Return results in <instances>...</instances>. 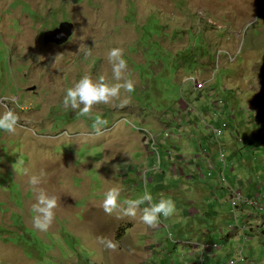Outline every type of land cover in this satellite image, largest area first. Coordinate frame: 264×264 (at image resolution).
<instances>
[{
  "label": "rangeland",
  "instance_id": "rangeland-1",
  "mask_svg": "<svg viewBox=\"0 0 264 264\" xmlns=\"http://www.w3.org/2000/svg\"><path fill=\"white\" fill-rule=\"evenodd\" d=\"M63 21L75 25L69 40L44 44ZM114 47L132 91L84 114L64 107L82 75L115 82ZM9 108L18 120L14 132L0 130V264H199L189 246L198 235L218 246L206 247L205 264L236 261L242 248L264 264L262 235L249 253L232 232L250 234L251 209L234 208L235 193L260 199L264 218V0H0V112ZM192 160L211 161L194 185ZM113 184L121 200L148 191L175 211L154 226L139 210L105 212ZM39 189L56 198L46 231L32 226Z\"/></svg>",
  "mask_w": 264,
  "mask_h": 264
},
{
  "label": "clouds",
  "instance_id": "clouds-1",
  "mask_svg": "<svg viewBox=\"0 0 264 264\" xmlns=\"http://www.w3.org/2000/svg\"><path fill=\"white\" fill-rule=\"evenodd\" d=\"M107 59L111 64L113 80L115 82L114 83L107 82L105 80V77L102 75L96 78L95 80L89 75H82L80 79L77 80L72 86L65 88L64 96L62 98V104L64 107L79 109V112L81 114H84L89 112V109L91 108L92 105L101 102L107 103L111 98L117 97L120 94L121 89H124L129 92L132 91L133 83L131 80L125 79L123 80V82H121L122 72L127 68L126 60L122 56V49L118 47L110 48L107 52ZM197 80L194 85L195 90L201 91L204 88L206 82L201 83L198 82ZM198 84H200L201 87H198ZM201 93L199 94V99H201ZM214 106L219 111L224 109V107H220L217 104H214ZM184 116L187 117L186 119L190 117V115L188 116L187 114H185ZM17 120L18 117L11 108L7 109L6 111L0 112V130L9 133L14 132L17 125ZM102 123L103 121L97 118L93 123V128H95L98 132L99 128L97 126ZM210 134L214 135L215 137L220 135V133L217 130H213L212 132H210ZM166 138H167V134H166ZM207 157H209L208 154ZM210 162L211 161L206 160V164H207L206 169L210 167ZM198 174L199 176H201L202 174H204V172ZM43 175H44L43 172H41L39 175H35V174L31 175L29 177V183L33 186L38 185L40 183V178ZM202 177L204 178V176ZM120 193H121L120 187L115 184H113V186L109 187L106 191L103 192L102 194L103 199L101 206L105 212L110 213L113 210L119 209V211L124 216L136 217L137 211L139 210L140 213L139 220L147 226H154L160 221L161 218H166L175 211L174 201L170 197H166L164 195H159V198L154 200L150 192L144 191L143 194L137 196L136 198H125L121 200ZM145 202H147V204H145ZM141 205H143V207H140ZM55 207H56L55 197L47 195L42 189L37 190L36 203L32 205V209L36 213V215H34L32 219L33 228L38 229L40 231H46L49 228V226L52 224L54 217L53 209ZM253 210L262 212L263 208L262 210L259 209H253ZM243 232H244V228L240 230V233L243 234ZM199 241L200 240L194 241L192 243V246L193 247L194 245L198 246L201 252V248L198 245ZM103 242L105 243L106 247L109 248L116 247V245L111 240L105 239L103 240ZM204 242L205 244H207L206 241ZM211 244H207V245L210 246ZM213 244H215L216 248H218L215 242H213ZM185 245H189V244H185ZM242 249L239 253V257H237V260H239L240 256L243 257ZM206 255L207 254L205 253V256ZM206 259H205V263L207 261ZM244 260H245L244 263H237V264H247L245 258Z\"/></svg>",
  "mask_w": 264,
  "mask_h": 264
},
{
  "label": "crops",
  "instance_id": "crops-1",
  "mask_svg": "<svg viewBox=\"0 0 264 264\" xmlns=\"http://www.w3.org/2000/svg\"><path fill=\"white\" fill-rule=\"evenodd\" d=\"M226 106H224V108H225ZM220 112V114L222 115V116H226L227 114H226V110L224 109V110H221V111H219ZM225 113V114H224ZM187 115H189V114H187ZM232 115L233 114H231V119L232 120H234L235 121V118L233 119L232 118ZM236 128H237V125H236ZM226 131V130H225ZM205 156L207 157V154H205ZM197 157H199V156H197ZM193 161V160H192ZM206 161H203V162H200V163H195V161H193V162H190V169L192 168L194 171H196L195 173L194 172H192L193 170H190V183H192L193 185H194V182H202L203 180H206L207 178H206V176H205V173H207V169H206V163H205ZM202 165L204 166V168L202 167ZM202 172H204V174H202L201 176H199V174L198 173H202ZM219 172H220V170H219ZM218 175V174H217ZM202 176H204V178L202 177ZM213 177V176H212ZM211 177V178H212ZM188 178V177H187ZM189 179V178H188ZM205 185H207L208 186V188L207 189H209V186L211 185V184H209V183H205ZM247 187V186H246ZM191 188V187H190ZM256 189H257V191L258 192H260L261 191V189H260V186L259 185H257V187H256ZM201 189H200V187L198 188V189H196V192H197V194H199L201 191H200ZM191 192V191H190ZM205 195H208V196H213V193H212V190H209V191H207L206 193H205ZM192 198H190V204H193V201L191 200ZM246 210H245V212H247L248 210H250V213H246V219H244L245 220V223H246V225H248L249 226V228H250V234H248L246 237L245 236H243V234H237L234 230L232 231L233 233H234V236H235V238L238 240V242L241 244V247L243 246L245 249H247L248 251H249V253H252L253 252V250L251 249V248H249L248 246H247V244H250L252 241H254L257 237H258V235L259 234H261L262 235V237L264 238V231H263V229H264V218H263V216H261L260 214H259V212L258 211H255V210H253V208H251V207H247V208H245ZM185 212H187V211H185ZM190 216H191V214H190ZM192 218H194L193 216H191ZM242 228H243V226H242ZM197 238L194 240V241H197V240H200V241H212V238H211V236L210 235H208V240L206 239V237H202L201 235H198V236H196ZM194 241H190V247L192 246V243L194 242ZM264 244V243H263ZM250 246V245H249ZM193 247V246H192ZM206 251V250H205ZM190 255H191V252H190ZM257 256V254H254V255H252V254H249V256L247 257V264H255L254 263V258Z\"/></svg>",
  "mask_w": 264,
  "mask_h": 264
},
{
  "label": "built area",
  "instance_id": "built-area-1",
  "mask_svg": "<svg viewBox=\"0 0 264 264\" xmlns=\"http://www.w3.org/2000/svg\"><path fill=\"white\" fill-rule=\"evenodd\" d=\"M198 87H201L200 84H198ZM232 202H233V207L234 208H238V207H246V206H249L253 209H259V210H262V206H261V200L260 199H257V198H243L241 196L240 193H235L234 196L232 197ZM198 245L200 246L201 248V252H200V256H199V264H204L205 263V253H204V250L207 246V244H205L204 241H199L198 242ZM210 248H216V245L215 244H211L210 245ZM245 260L242 256H240L239 260L237 261H228V262H223L221 264H237V263H244Z\"/></svg>",
  "mask_w": 264,
  "mask_h": 264
},
{
  "label": "water",
  "instance_id": "water-1",
  "mask_svg": "<svg viewBox=\"0 0 264 264\" xmlns=\"http://www.w3.org/2000/svg\"><path fill=\"white\" fill-rule=\"evenodd\" d=\"M75 25L70 21H63L53 29H48L43 34L44 44L54 43L56 45H63L73 35ZM27 90L34 91L35 86L29 87Z\"/></svg>",
  "mask_w": 264,
  "mask_h": 264
},
{
  "label": "trees",
  "instance_id": "trees-1",
  "mask_svg": "<svg viewBox=\"0 0 264 264\" xmlns=\"http://www.w3.org/2000/svg\"><path fill=\"white\" fill-rule=\"evenodd\" d=\"M62 2H65V3H73V4H78L80 3L82 0H61ZM203 55V52L201 53ZM196 62V61H195ZM191 117H194L193 115H190ZM190 118V117H189ZM191 121V119H190ZM190 123V122H189ZM258 212H261V211H258Z\"/></svg>",
  "mask_w": 264,
  "mask_h": 264
}]
</instances>
